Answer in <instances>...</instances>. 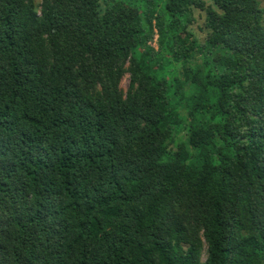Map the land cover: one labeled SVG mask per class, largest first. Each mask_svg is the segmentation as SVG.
Here are the masks:
<instances>
[{
  "label": "trees",
  "instance_id": "1",
  "mask_svg": "<svg viewBox=\"0 0 264 264\" xmlns=\"http://www.w3.org/2000/svg\"><path fill=\"white\" fill-rule=\"evenodd\" d=\"M0 264H264V0H0Z\"/></svg>",
  "mask_w": 264,
  "mask_h": 264
},
{
  "label": "rangeland",
  "instance_id": "2",
  "mask_svg": "<svg viewBox=\"0 0 264 264\" xmlns=\"http://www.w3.org/2000/svg\"><path fill=\"white\" fill-rule=\"evenodd\" d=\"M193 16L195 18V22L192 24L191 28L193 30V33L198 37L199 40H202L204 37V34L201 32L202 24H203V19L204 16L201 12L194 10L193 11ZM151 46L156 47V37H154L153 42L150 43ZM128 86V76H125L120 84V87L122 90H126Z\"/></svg>",
  "mask_w": 264,
  "mask_h": 264
}]
</instances>
